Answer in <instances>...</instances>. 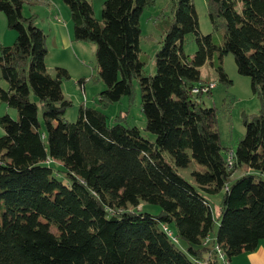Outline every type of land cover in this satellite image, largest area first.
<instances>
[{
	"label": "trees",
	"instance_id": "16d2710c",
	"mask_svg": "<svg viewBox=\"0 0 264 264\" xmlns=\"http://www.w3.org/2000/svg\"><path fill=\"white\" fill-rule=\"evenodd\" d=\"M171 1L155 73L145 74L139 17L153 0H103L100 19L89 0H63L73 39L95 45L104 85L99 107L80 105L69 122L72 103L61 83L70 75L61 66L47 71L46 33L22 12L32 0H0L16 32L0 45L7 83L0 101L17 111L16 118L0 115V264H218L215 244L229 260L264 239V0H207L213 30H223L220 43L199 31L192 0ZM186 33L194 35L193 55L183 49ZM228 52L261 102L232 148L220 143L215 108L193 91L205 84V62L231 82L221 65ZM133 79L153 141L119 119L108 125L102 109L131 96ZM191 159L207 167L192 173L196 186L177 171ZM218 192L219 225L208 242L214 217L204 193ZM141 202L160 210L142 211Z\"/></svg>",
	"mask_w": 264,
	"mask_h": 264
},
{
	"label": "rangeland",
	"instance_id": "374dc122",
	"mask_svg": "<svg viewBox=\"0 0 264 264\" xmlns=\"http://www.w3.org/2000/svg\"><path fill=\"white\" fill-rule=\"evenodd\" d=\"M67 9L63 0H59ZM92 3L94 16L100 19L101 5L103 0H89ZM34 4H38L32 0ZM195 11L197 13L198 29L202 34L211 33L216 41L220 43L223 38V30H213L212 25L207 16V0H192ZM171 0H153V3L146 6L139 17L141 34L139 37L140 55L144 60L143 72L145 74L155 73V53L161 46L163 31L168 22L171 20ZM39 5L35 6L38 7ZM240 4L237 3L236 8L239 10ZM27 8V6L25 7ZM0 19V28L5 17L3 12ZM6 22V21H5ZM10 31L13 29L8 28ZM16 33V32H15ZM15 38V37H14ZM14 40V39H13ZM12 40V41H13ZM12 41H8L11 44ZM76 44H72L66 50L59 49L55 45L51 46L50 52L45 57L47 71L54 74V67L61 66L67 69L70 78L62 80V91L65 98L71 100V105L67 107L64 113V118L69 122L76 120L78 108L80 105L90 107H99L97 93L103 89V82L97 77V66L95 61V45L90 42L75 40ZM197 46L194 40L193 33H186L183 39V49L185 53L193 55ZM220 60L215 59V64ZM221 65L230 79V83H224L219 79V72L216 65L210 62H205L199 67L201 79L205 83L215 82L209 94L205 92L201 95L202 104L211 106L216 111V127L219 132V140L223 146L234 147L238 139L244 134V117L256 114L261 110V102L257 93L252 90L250 78L248 75L241 74L237 71L236 63L231 52L223 55ZM84 77L87 80L84 90L80 87L79 79ZM133 82V92L131 96L123 95L113 103L102 108L106 114L108 125L112 124L116 119L130 126H136L141 135L150 141H153L155 135L145 129V117L140 107V89L136 79ZM0 86L6 87L7 83L0 79ZM6 104L0 101V115L4 114L3 107ZM101 108V107H100ZM8 114L12 118L17 117V111L14 107H8ZM121 117V118H119ZM39 119L41 114L39 113ZM3 129L0 126V135ZM231 150V149H230ZM229 150V151H230ZM228 151V152H229ZM232 157V156H231ZM207 167L201 165L191 159L184 167H177L178 173L196 186V181L193 176L194 171H205ZM62 179V176H58ZM201 191V190H200ZM204 195L209 200L212 214L214 217L213 229L210 236L216 234L218 229V201L221 193ZM145 212L158 213L160 208L156 204L141 202L138 206ZM52 231H56L54 225H50ZM169 230L174 232L175 226L173 223L168 224ZM182 245L181 241L176 242Z\"/></svg>",
	"mask_w": 264,
	"mask_h": 264
},
{
	"label": "crops",
	"instance_id": "0c3cea01",
	"mask_svg": "<svg viewBox=\"0 0 264 264\" xmlns=\"http://www.w3.org/2000/svg\"><path fill=\"white\" fill-rule=\"evenodd\" d=\"M37 5L39 6L35 7ZM26 6L27 8H25ZM22 12L24 15H35L36 24L46 33L48 48L47 55L53 45L59 49L61 48L66 50L71 47L72 44H76L72 37V21L70 19L69 12L59 0H41L38 4L24 3L22 6ZM1 16L2 15H0V19L2 18ZM15 35L16 33L14 31H10L5 20H3L0 28V45H7L6 43H9L8 41L10 40L12 41ZM86 82L87 80L84 79V77H82L79 81L80 87H82L83 90ZM63 95L65 96V94ZM7 106L8 105L6 104L3 107L4 113H8ZM214 237L215 234L210 236V238H208V242H211ZM229 264H264V239L259 241L254 250L242 252L231 257L229 259Z\"/></svg>",
	"mask_w": 264,
	"mask_h": 264
},
{
	"label": "built area",
	"instance_id": "2783aa9c",
	"mask_svg": "<svg viewBox=\"0 0 264 264\" xmlns=\"http://www.w3.org/2000/svg\"><path fill=\"white\" fill-rule=\"evenodd\" d=\"M214 86H215V82H210V85H203V84H201L199 86L194 87L193 88V91L194 92H199V91L206 92L208 90H211L212 87H214ZM231 154H232V150H230L227 153V161L228 162H230V156H231ZM215 251H216V254H217L218 261H219L218 264H229L228 258H226V257H220L219 254H218V252H217V250H215Z\"/></svg>",
	"mask_w": 264,
	"mask_h": 264
},
{
	"label": "bare ground",
	"instance_id": "6f19581e",
	"mask_svg": "<svg viewBox=\"0 0 264 264\" xmlns=\"http://www.w3.org/2000/svg\"><path fill=\"white\" fill-rule=\"evenodd\" d=\"M203 85H210V82H209V83H205V84H203ZM231 156L233 157V152H232ZM231 156H230V162L227 163L228 165H231V163H232V157H231ZM205 239H206V238H205ZM207 239H208V238H207ZM214 246H215V247H214L215 250H217V252H218V254H219L220 257H226V258H227V256H226L224 250H223L218 244H215Z\"/></svg>",
	"mask_w": 264,
	"mask_h": 264
}]
</instances>
